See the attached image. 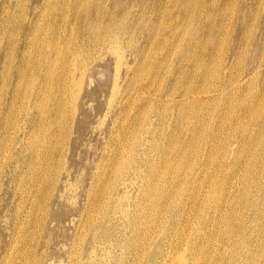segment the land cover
<instances>
[{
	"label": "rangeland",
	"instance_id": "rangeland-1",
	"mask_svg": "<svg viewBox=\"0 0 264 264\" xmlns=\"http://www.w3.org/2000/svg\"><path fill=\"white\" fill-rule=\"evenodd\" d=\"M224 3L227 15L221 19L219 12ZM38 4L37 24L42 26V35L33 41V47L36 51L42 47L55 58L62 54L53 69H61L59 63L64 61L75 69L74 80H83L77 100L76 127H72L74 119L68 114L71 128L67 131L64 150L65 168L53 195L45 200L39 227L33 231L39 242L38 252H46L41 264H264L261 213L264 193L259 192L260 180L255 171L260 148L264 147V124L257 125L260 115L243 116L239 110V101L246 95V101L253 99L254 108L264 111V0H0V182L3 178L5 181L3 171L11 165V149L24 142L31 117L34 119L26 109V97L33 96L34 67L25 69L18 79L19 93L14 95L16 77L11 73L17 63L11 58L21 40L32 39L28 30L35 26L29 23L28 16ZM15 5L23 9L15 11ZM82 19L93 24L98 37L95 45H86L84 50L78 45L80 37L76 38L81 34ZM110 19L114 20L113 28L103 40L106 34L100 25ZM218 25L223 28H217ZM208 33L215 34L213 38L219 40L209 49L207 64L211 76L207 84L201 78L195 79V83L208 90L202 91L203 94L193 93L186 99L176 96V100L184 98V101L181 106L178 104L182 113L179 124L175 125L178 105L169 103L160 93L169 87L167 79L174 74L178 54L185 52L189 42L204 40ZM58 34L59 42L56 41ZM108 41L123 54L118 88L110 106L118 55ZM189 51L195 52L194 46ZM198 60L203 58L199 55ZM41 67L37 63V74ZM226 67L233 71L235 78L228 87V91L235 92L229 101L217 87L220 82L217 72ZM253 69L259 72L249 78ZM63 82L57 89L65 90ZM181 82L176 83L178 87ZM192 98L197 103L189 108ZM160 112L168 118L165 125L157 128L150 120L156 121ZM148 130L155 131L153 137ZM147 136L153 147L148 152L151 164L146 167L141 166L135 152L144 146ZM170 138L173 142H169ZM178 144L186 149L187 155L181 159V168L185 171L181 169L179 178H174L171 165L177 163L174 153ZM163 145L171 150L168 160L166 152L161 151ZM186 174L188 177H184ZM193 175L202 182L198 197L193 205H184L192 190ZM123 178L127 179L124 183ZM147 186L156 187L157 193L163 194L159 198L150 196L151 201L159 200V206L150 209L147 220L138 222L140 227L139 224L131 227L127 215L145 197ZM2 194L0 189V209ZM40 197L38 203L43 201ZM107 205L112 217L110 230L94 223L100 221V213ZM12 220L10 217L9 221ZM93 232H97L95 238ZM7 233L4 231L6 239ZM92 247L93 257H89Z\"/></svg>",
	"mask_w": 264,
	"mask_h": 264
},
{
	"label": "bare ground",
	"instance_id": "bare-ground-1",
	"mask_svg": "<svg viewBox=\"0 0 264 264\" xmlns=\"http://www.w3.org/2000/svg\"><path fill=\"white\" fill-rule=\"evenodd\" d=\"M225 4V3H224ZM34 12H31V15L29 14L28 19L29 23L32 22V26L35 27L32 29H29L28 32L31 33V40H21L20 46L16 47L13 53V57L11 58V61L13 63H17L15 66V69L11 73L12 77H16V83L15 87L13 88V94L19 93V80L26 71L25 69L27 67H34L35 70V83L32 88L33 90V96H30V94L26 97L27 103H26V109L28 114L34 115L32 120L29 122V126L27 132L26 139H23V143H17L13 150L11 149V165L8 164L9 169H5L3 171V177L4 178L0 182V189L3 190L2 194V200L3 203L1 204L0 209V264H41V258H43L44 254L39 253V242L38 239H36V235L34 234L35 229L39 227V219L40 215L43 212V208L45 204L46 198L51 194L53 195V190L55 188V185L59 181L60 174L62 172V169L65 168L66 163V156L64 155V150L66 147V139H67V131L69 128H71V125L69 123V112L71 116L74 119L72 127H76V113H77V100L81 95V91L83 89V80L82 78L75 81L74 80V68L71 67V65L66 64L64 61H62V67L61 69L55 70L53 69L54 64H58L57 60L60 59L63 55H59L57 58L50 55V51L44 50L42 47H40L36 51V47H33V41L38 40L40 32L42 31V26L40 24H37V7ZM35 7V6H34ZM14 10L20 9L22 7H19L18 5H15L13 7ZM23 9V8H22ZM15 10V11H16ZM219 17L221 19L225 18L227 15V6L224 5L222 11L219 12ZM84 20L82 25V30L80 36L76 35V38L78 39V45L81 47L82 50H84V46L86 45H95L96 39L98 37L96 36L97 32L93 28V24L91 22L85 23L86 19ZM112 20V22H111ZM2 22H5L6 19H2ZM113 19H110L106 23H102L100 25L101 29H103L105 37H103V40H106L107 34H110L112 28H113ZM36 23V24H35ZM223 28V26L218 25L217 28ZM48 29V27H47ZM53 34V33H52ZM51 34V35H52ZM78 34V33H77ZM208 33L206 38L204 40L196 39L193 40V42H189L188 45L185 47V52H181L178 54L179 58L177 61V64L173 67L174 74L171 75V77L167 80H169V87L166 89L164 88L160 95L166 96L169 103H172L175 105L182 103L184 98L186 99L190 95L192 96L193 93L197 94L196 92L207 91V89H204L203 86H200L199 84L195 83V79L201 78V80L204 81L205 84H207L210 76H211V68L208 66V58L210 57V48H213L217 45L218 41L216 38L214 39L212 35ZM12 36V34H10ZM152 38V37H151ZM56 41L59 42V34L56 37ZM110 43V47L112 51H116L118 58L116 60V71L114 74V83H113V89H112V95L109 99L108 106L111 105L112 99L114 96V93L117 91L118 88V78L120 76V64L123 61V54L120 52H117V47L113 46L112 41H108ZM221 42V41H220ZM0 43H2V39H0ZM175 43V42H174ZM176 44V43H175ZM215 45V46H214ZM175 46V45H174ZM194 46L195 52L190 53L189 49ZM263 51V50H262ZM216 54V53H215ZM170 55V54H169ZM201 56L203 58L202 61L198 60V56ZM152 62V61H151ZM37 63H41L42 67L40 69L39 74L36 72V65ZM258 66V65H257ZM129 68V67H128ZM228 68V69H227ZM254 71L252 74H249V78L252 76H256L259 72L258 69H253ZM31 71V70H30ZM29 71V72H30ZM219 77V84L218 89L220 90V93L223 94V97L228 99H232L234 96L233 90L228 91V87L232 82L234 81V74L233 71L230 70L229 67H226L224 70H220L217 72ZM127 74L128 70H127ZM15 75V76H14ZM73 77V78H72ZM241 77V76H240ZM234 78V79H233ZM244 78V76H243ZM19 79V80H18ZM172 79V80H171ZM63 82V87L65 90H62V88L57 89V87ZM181 83V87L177 86V82ZM185 81V85L183 84ZM240 81V80H239ZM249 81V80H248ZM247 82V80L245 81ZM238 84V83H237ZM136 88V87H135ZM144 88V87H143ZM25 89V88H24ZM264 89V88H263ZM31 90V91H32ZM127 90V89H126ZM125 90V91H126ZM141 91V90H140ZM218 91V90H215ZM213 91V92H215ZM135 93V92H134ZM211 93V92H210ZM219 93V94H220ZM133 94V93H132ZM203 94V93H202ZM201 94V95H202ZM247 94V93H246ZM183 96L184 98L182 101L176 100V96ZM199 95V94H198ZM190 96V97H191ZM203 96V95H202ZM212 96V95H211ZM197 97V96H195ZM245 98L241 101H239V110L241 111L243 116L246 115H260L259 120L257 122V125H263L264 124V111L259 110V108H254V102L253 99H249L246 101L247 98L246 95ZM165 98V97H164ZM203 98V97H202ZM206 98V97H205ZM212 98V97H211ZM263 98V97H262ZM198 101L199 98L197 97ZM204 99V98H203ZM248 99V98H247ZM132 100V99H131ZM159 100V99H158ZM188 101V100H187ZM189 108L193 107L197 101L196 99L192 98V100H189ZM196 101V102H195ZM229 101V100H228ZM32 102V103H31ZM148 102V101H147ZM160 102V101H159ZM158 102V104H159ZM213 102V101H212ZM260 102V100H259ZM156 103V102H155ZM165 103V101L163 102ZM32 104V107H31ZM216 104V103H215ZM178 105V111H177V118H176V124H179V119L182 113L181 105ZM209 105V104H208ZM130 106V105H129ZM206 106V105H205ZM258 106V105H257ZM132 107V106H131ZM145 108V107H144ZM161 110V109H160ZM190 110V109H189ZM224 110V109H223ZM232 110V109H231ZM17 111V110H16ZM175 113V112H174ZM185 113V112H184ZM226 113V112H225ZM224 113V114H225ZM126 114V113H125ZM160 117L157 116L155 119L156 121L150 120L151 124H156V127L160 125H165L167 123L168 116L164 113H159ZM227 115V114H226ZM105 116V115H104ZM144 116V115H143ZM184 116V115H183ZM121 118V117H120ZM170 118V117H169ZM189 118V117H188ZM187 118V119H188ZM14 119V118H13ZM123 119V118H122ZM126 119V118H125ZM124 119V121H125ZM154 119V120H155ZM121 121V120H120ZM241 122V120H240ZM244 122V121H243ZM130 123V122H129ZM5 124V123H4ZM80 125V124H79ZM184 126V125H183ZM238 126V125H237ZM245 126V125H244ZM247 126V125H246ZM126 128V127H125ZM137 129V128H136ZM135 129V130H136ZM155 129V128H154ZM234 129V128H233ZM246 129V128H245ZM244 129V130H245ZM200 130V129H199ZM264 130V129H263ZM150 133H152L150 136L153 137L155 134V131L148 130ZM197 131V130H196ZM243 131V130H242ZM26 132V129H25ZM174 132V130H173ZM186 132V131H185ZM200 133V132H199ZM263 133V132H262ZM10 134V133H9ZM191 134V133H189ZM218 134V133H217ZM127 136V135H126ZM125 136V137H126ZM197 137V135H196ZM218 137V136H217ZM133 138V137H132ZM188 138V137H187ZM186 138V139H187ZM201 138V137H200ZM211 138V137H210ZM173 138H170L169 142L172 141ZM185 139V140H186ZM199 139V138H198ZM151 138L147 136L146 141L144 142V146L137 150L136 156H138L139 161L141 163V166H148L150 165L149 161V150L152 149L153 145L150 142ZM197 140V139H195ZM194 140V141H195ZM246 140V139H245ZM258 140V139H257ZM121 142V141H120ZM189 142V141H188ZM210 142V141H209ZM256 142V141H255ZM44 146H43V144ZM186 143V142H184ZM183 143V144H184ZM231 142H229L230 144ZM262 144V142H259ZM1 144V142H0ZM19 144V145H18ZM177 144V142H175ZM196 144V143H195ZM214 144V143H213ZM20 146L18 148V146ZM112 145V144H111ZM130 145V144H129ZM233 145V144H232ZM128 146V145H127ZM190 146V145H187ZM199 146V145H198ZM203 146V145H202ZM210 146V145H209ZM240 146V145H239ZM125 147V146H124ZM178 147V148H177ZM186 147V146H185ZM212 147V146H211ZM4 148V147H3ZM123 148V147H121ZM160 148V147H159ZM202 148V147H201ZM177 149V150H176ZM194 149V148H193ZM239 149V148H237ZM124 150V149H123ZM164 150L166 154L168 155L167 160L169 159L171 155V150L168 146L163 145L161 148V151ZM121 151V150H120ZM119 151V153H120ZM204 151V150H203ZM202 151V152H203ZM207 151V150H206ZM194 152V151H193ZM207 153V152H206ZM205 154V153H204ZM211 154V153H209ZM216 154V153H215ZM121 155V154H120ZM174 159L177 158V163L171 165V170L174 172V178H179L178 174L180 170L182 169L181 166L183 162L181 161L184 156L187 155L186 149L182 148L179 144L178 146H175V153H174ZM213 155V154H212ZM237 155V154H236ZM208 157V155H206ZM211 156V155H210ZM209 156V157H210ZM14 157V160L12 158ZM121 157V156H120ZM193 157V156H192ZM250 157V156H249ZM119 158V156H118ZM194 159V158H193ZM192 159V160H193ZM157 160V159H156ZM201 160V159H200ZM214 160V159H213ZM234 160V159H233ZM119 161V159H118ZM190 161V160H189ZM208 161V160H207ZM243 161V160H241ZM14 162V163H13ZM198 162V161H197ZM244 162V161H243ZM111 163V162H110ZM201 163V162H200ZM224 163V162H223ZM254 163V162H253ZM117 164V163H116ZM187 164V163H186ZM193 164V163H192ZM204 164V163H203ZM228 164V163H227ZM257 164V163H256ZM13 165V166H12ZM164 165V164H163ZM191 165V164H190ZM209 165V164H208ZM234 165V164H233ZM116 166V165H115ZM113 167V166H112ZM191 167V166H190ZM222 167V166H221ZM170 168V167H169ZM206 168V166H205ZM233 168V167H232ZM238 168V167H237ZM105 169V168H104ZM186 169V168H185ZM203 169V168H202ZM225 169V168H224ZM154 170V168H153ZM164 170V169H163ZM184 170V169H182ZM189 171V169H187ZM208 170V168H207ZM227 170V169H226ZM230 170V169H229ZM239 170V169H238ZM148 171V170H147ZM151 171V170H150ZM185 171V170H184ZM182 171V172H184ZM203 171V170H202ZM215 171V170H214ZM223 171V170H222ZM257 177L260 180L259 185V192L262 194L264 193V147L262 145V148H260L259 151V162L257 165V168L255 169ZM153 172V171H152ZM162 172V171H160ZM200 173V172H199ZM203 173V172H202ZM254 173V172H253ZM101 174V173H100ZM110 172L108 173V175ZM157 174H161L158 173ZM156 174V175H157ZM201 174V173H200ZM199 174V175H200ZM205 174V173H203ZM240 174V173H239ZM180 175V174H179ZM208 175V174H207ZM250 175V174H249ZM163 176V175H162ZM184 176V175H183ZM192 179V190L191 192L187 193V198L184 201V205H193L198 197V189L199 186H201L200 179H196V175H193ZM202 176V175H201ZM212 176V175H211ZM237 176V175H236ZM240 176V175H239ZM97 177V176H96ZM114 177V176H113ZM184 177H188L187 174ZM183 177V179H184ZM192 177V176H191ZM226 177V175H225ZM250 177V176H249ZM159 178V177H158ZM170 178V177H169ZM168 178V179H169ZM202 178V177H201ZM97 179V178H96ZM167 179V178H166ZM209 179V178H208ZM228 179V178H227ZM233 179V178H232ZM238 179V178H237ZM99 180V179H97ZM126 178H123L122 182H126ZM157 180V179H156ZM159 180V179H158ZM211 180V179H210ZM240 180V179H239ZM108 181V180H107ZM112 181V177H111ZM169 181V180H167ZM209 181V180H208ZM230 181V180H229ZM164 182V181H163ZM214 182V181H213ZM228 182V181H227ZM249 182V180H248ZM107 183V182H105ZM180 183V182H179ZM178 183V184H179ZM214 184V183H213ZM218 184V183H217ZM220 184V183H219ZM14 185L13 189L11 190V186ZM167 185V184H166ZM177 185V184H176ZM180 185V184H179ZM210 185V184H209ZM231 185V184H230ZM170 186V184H169ZM213 186V185H212ZM216 186V185H214ZM218 186V185H217ZM148 187V186H147ZM146 187V188H147ZM157 187V185H156ZM156 187H148L145 193V197L140 200L136 205V209H132L129 211L128 216V224L131 227L136 228L138 224L145 221V219L151 215V210L154 209L153 207L159 206V200L155 202V200L151 201V195H153V198L157 196L158 198L161 197ZM188 187V186H187ZM190 187V188H191ZM207 187V186H206ZM189 188V187H188ZM189 188V189H190ZM215 188V187H214ZM213 188V189H214ZM218 188V187H217ZM221 188V187H220ZM253 188V187H252ZM108 189V188H107ZM167 189V188H166ZM186 189V188H185ZM212 189V190H213ZM178 190V186L177 189ZM203 190V188H202ZM201 190V191H202ZM207 190V189H206ZM205 190V191H206ZM101 191V189H100ZM186 191V190H185ZM215 191V189H214ZM234 191V190H232ZM50 194H49V193ZM128 192V190H127ZM204 192V191H203ZM212 191H210L211 193ZM231 192V191H230ZM98 193L97 191L94 192V194ZM205 193V192H204ZM213 193V192H212ZM237 193V192H236ZM100 194V192H99ZM166 194V193H165ZM169 194V193H168ZM172 194V193H171ZM175 194V193H174ZM178 194V193H176ZM201 194V192H200ZM216 194V193H215ZM219 194V193H218ZM232 194V193H231ZM43 201H39L38 203V197ZM217 195V194H216ZM235 195V194H233ZM250 195V193H249ZM17 196V199L14 201V197ZM98 196V195H97ZM166 196V195H165ZM176 196V195H175ZM239 196V195H238ZM244 196V195H243ZM169 197V196H168ZM209 197V196H208ZM211 197V196H210ZM217 197V196H216ZM245 197V196H244ZM251 197V196H250ZM165 198V197H164ZM167 198V196H166ZM172 198V197H171ZM175 198V197H174ZM179 198V197H178ZM214 198V196H213ZM220 198V197H219ZM98 199V197H97ZM102 199V198H101ZM176 199V198H175ZM174 199V200H175ZM215 199V198H214ZM229 199V198H227ZM138 200V199H137ZM181 200V199H180ZM245 200V199H243ZM167 201V200H166ZM209 201V200H208ZM215 201V200H214ZM221 201V200H220ZM232 201V200H231ZM96 202V201H95ZM122 203V201H120ZM119 202V203H120ZM124 202V201H123ZM127 202V201H126ZM163 202V201H162ZM216 202V201H215ZM229 202V201H228ZM208 203V202H207ZM224 203V202H223ZM14 204V206H13ZM92 204V203H91ZM101 203L99 202V205ZM124 204V203H122ZM162 204V203H161ZM169 204V203H167ZM166 204V205H167ZM172 204V203H171ZM200 204V203H199ZM238 204V203H237ZM89 205V204H88ZM95 205V204H94ZM125 205V204H124ZM181 205V204H180ZM189 205V206H190ZM233 205V204H232ZM165 206V205H164ZM178 206V205H177ZM176 206V207H177ZM199 206V205H197ZM204 206V205H203ZM216 206V205H215ZM98 207V206H97ZM161 207V206H160ZM179 207V206H178ZM182 207V206H181ZM213 207V206H212ZM211 207V208H212ZM230 207V206H229ZM95 208V207H94ZM120 208V207H119ZM122 208V207H121ZM164 208V207H163ZM166 208V206H165ZM172 208V207H171ZM205 208V206L203 207ZM247 208V207H246ZM178 209V208H176ZM182 209V208H181ZM188 209V208H187ZM228 209V208H227ZM88 210V208H87ZM123 210V209H122ZM229 210V209H228ZM89 211V210H88ZM109 207L107 205V208L103 210L100 214V221L96 223L99 227L105 228L106 230H110L112 224V217L109 215ZM170 211V210H169ZM189 211V210H188ZM222 211V210H221ZM243 211V210H242ZM94 212V211H93ZM164 212V211H163ZM176 212V211H175ZM191 212V211H190ZM189 212V213H190ZM220 212V211H219ZM228 212V211H227ZM247 212V211H245ZM88 213V212H87ZM121 213V212H120ZM160 213V212H159ZM179 213V212H178ZM177 213V214H178ZM183 213V212H181ZM197 213V212H196ZM218 213V212H217ZM261 213L264 216V206L261 209ZM91 214V213H90ZM97 214V213H96ZM161 214V213H160ZM163 214V213H162ZM188 214V213H187ZM192 214V213H191ZM194 214V213H193ZM228 214V213H227ZM155 215V214H154ZM167 215V214H166ZM169 215V214H168ZM224 215V214H223ZM163 216V215H162ZM161 216V217H162ZM177 216V215H176ZM189 216V215H188ZM196 216V215H195ZM222 216V215H221ZM10 217L13 219L12 221H9ZM93 217V216H92ZM158 217V216H157ZM170 217V216H169ZM184 217V216H183ZM193 217V215H192ZM156 218V217H155ZM177 218V217H176ZM194 218V217H193ZM192 218V219H193ZM92 219V218H91ZM148 219V218H147ZM146 219V220H147ZM159 219V218H158ZM165 219V218H164ZM175 219V218H174ZM245 219V218H244ZM155 220V219H154ZM163 220V218H162ZM173 220V218H172ZM178 220V219H177ZM216 220V219H215ZM10 223H9V222ZM167 221V220H166ZM189 221V220H188ZM191 221V220H190ZM224 221V220H223ZM84 222V221H83ZM139 222V223H138ZM157 222V221H156ZM160 222V221H159ZM199 222V221H198ZM202 222V221H201ZM233 222V221H232ZM237 222V221H236ZM81 223V222H80ZM87 223V222H86ZM89 223H93L90 221ZM173 223V222H172ZM176 223V221H175ZM179 223V222H178ZM182 223V222H181ZM196 223V222H195ZM207 223V222H206ZM240 223V222H239ZM127 224V225H128ZM139 224V227H140ZM185 224V223H184ZM187 224V223H186ZM185 224V225H186ZM219 224V223H218ZM93 226V224H91ZM146 225V224H145ZM150 225V224H149ZM158 225V224H157ZM190 225V224H189ZM216 225V224H215ZM214 225V226H215ZM231 225V224H230ZM167 226V225H165ZM177 226V225H176ZM204 226V225H203ZM229 226V225H228ZM148 227V226H147ZM216 227V226H215ZM133 228V229H134ZM144 228V224H143ZM184 228V227H183ZM240 228V227H238ZM252 228V227H251ZM250 228V230H251ZM82 229V228H81ZM146 229V228H144ZM171 229V228H170ZM194 229V228H193ZM192 229V231H194ZM206 229V228H205ZM237 229V227H236ZM83 230V229H82ZM139 230V229H138ZM149 230V229H148ZM147 230V232H148ZM176 230V229H174ZM183 230V229H182ZM188 230V229H187ZM4 231H8L7 239L4 238ZM29 231V232H28ZM79 231V230H78ZM140 231V230H139ZM156 231V230H155ZM180 231V230H179ZM190 231V230H189ZM261 231V230H260ZM80 232V231H79ZM146 232V231H145ZM152 232V231H151ZM158 232V231H157ZM213 232V231H212ZM237 232V231H236ZM84 233V232H83ZM150 233V232H148ZM177 233V232H176ZM184 233V232H183ZM195 233V232H194ZM199 233V232H198ZM97 232H93V238L96 237ZM132 234V232H131ZM175 234V233H174ZM185 234V233H184ZM190 234V233H189ZM205 234V233H204ZM79 235V233H78ZM138 235V234H137ZM167 235V233H166ZM180 235V234H179ZM228 235V234H227ZM81 236V235H80ZM150 236V235H149ZM144 237V236H142ZM179 237V236H178ZM190 237V236H189ZM140 238V237H139ZM192 238V237H191ZM204 238V237H203ZM206 238V236H205ZM224 238H226L224 236ZM237 238V235H236ZM234 238V239H236ZM248 238V236H247ZM134 239V238H133ZM142 239V238H141ZM147 239V237H146ZM160 239V238H159ZM189 239V238H188ZM187 239V240H188ZM196 240V239H195ZM203 240V239H202ZM229 240V239H228ZM239 240V239H238ZM246 240V238H245ZM47 241V240H46ZM113 241V240H112ZM143 241V240H142ZM147 241V240H146ZM191 241V240H190ZM79 242V241H78ZM151 242V241H150ZM183 242V240H182ZM227 242V241H226ZM231 242V241H230ZM236 242V241H235ZM239 242V241H238ZM47 243V242H46ZM140 243V242H139ZM144 243V242H143ZM79 244V243H78ZM93 244V243H92ZM153 244V242H152ZM159 244V243H158ZM252 244V243H251ZM257 244V243H256ZM263 244V243H262ZM143 245V244H141ZM194 245V242L193 244ZM229 245V244H228ZM75 246V245H74ZM79 246V245H78ZM205 246V245H204ZM236 246V245H235ZM234 246V247H235ZM244 246V245H243ZM158 247V246H157ZM233 247V245H232ZM144 248V246H143ZM171 248V247H170ZM201 248V247H199ZM240 248V247H239ZM76 249V248H75ZM136 249V248H135ZM146 249V248H145ZM176 249V248H175ZM202 249V248H201ZM231 249V248H230ZM205 250V249H204ZM234 250V249H233ZM242 250V249H241ZM73 251V249H72ZM94 248L92 247L89 252L88 256L91 257L93 255ZM125 251V250H124ZM163 251V249H162ZM201 251V250H200ZM199 251V253H200ZM222 251V250H221ZM189 252V251H188ZM198 252V251H197ZM229 252V251H228ZM231 252V251H230ZM254 252V251H253ZM77 253V252H76ZM104 253V252H103ZM141 253V252H140ZM151 253V252H150ZM156 253V251H155ZM41 254V255H40ZM137 254V253H136ZM221 254V253H220ZM231 254V253H230ZM72 255V253H71ZM73 255L74 251H73ZM144 255V254H143ZM216 255V254H215ZM153 256V254H152ZM163 256V255H162ZM202 256V255H201ZM224 256V255H223ZM222 256V257H223ZM78 257V256H77ZM93 257V256H92ZM154 257V256H153ZM167 257V256H166ZM180 257V256H178ZM200 257V256H199ZM231 257V256H230ZM234 257V256H233ZM98 257H95V259ZM215 258V257H214ZM106 259V258H105ZM168 259V258H167ZM180 259V258H179ZM182 259V258H181ZM260 259V258H259ZM103 260V259H102ZM107 260V259H106ZM111 260V259H110ZM143 260V259H142ZM172 259L170 258V261ZM183 260V259H182ZM190 260V259H189ZM205 260V259H204ZM224 260V259H223ZM112 261V260H111ZM231 261V259H230ZM5 262V263H4ZM77 262V261H76ZM90 262V261H89ZM94 262V261H93ZM82 263V262H81ZM84 263V262H83ZM95 263V262H94ZM101 263V262H100ZM103 263V262H102ZM117 263V262H116ZM170 263V262H169ZM172 263V262H171ZM170 263V264H171ZM174 263V262H173ZM204 263V261H203ZM227 263V261H226ZM236 263V262H235ZM234 263V264H235ZM96 264V263H95ZM99 264V263H97ZM250 264V263H249ZM255 264V263H254Z\"/></svg>",
	"mask_w": 264,
	"mask_h": 264
}]
</instances>
